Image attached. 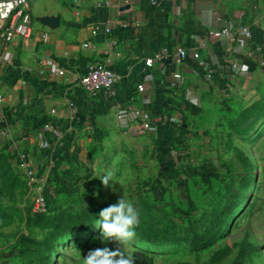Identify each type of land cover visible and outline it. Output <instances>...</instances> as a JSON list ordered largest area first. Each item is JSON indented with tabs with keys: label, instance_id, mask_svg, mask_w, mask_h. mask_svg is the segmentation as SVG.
I'll use <instances>...</instances> for the list:
<instances>
[{
	"label": "rangeland",
	"instance_id": "rangeland-1",
	"mask_svg": "<svg viewBox=\"0 0 264 264\" xmlns=\"http://www.w3.org/2000/svg\"><path fill=\"white\" fill-rule=\"evenodd\" d=\"M252 52L230 102L173 99L146 129L141 121L86 133L81 153L22 151L1 128L0 264H83L90 250L105 246L126 249L136 264H264V44ZM105 172L118 180L110 181L116 191L102 183ZM39 184L49 203L36 212ZM124 194L140 222L162 230L173 221L179 241L152 245L136 236L117 245L103 241L96 226L53 234L62 219Z\"/></svg>",
	"mask_w": 264,
	"mask_h": 264
},
{
	"label": "crops",
	"instance_id": "crops-1",
	"mask_svg": "<svg viewBox=\"0 0 264 264\" xmlns=\"http://www.w3.org/2000/svg\"><path fill=\"white\" fill-rule=\"evenodd\" d=\"M31 5L33 34L3 50L0 79V129L8 131L12 147L31 153H81L86 133L93 138L150 123L173 99L197 95L228 103L246 69L244 57L264 44V0H129L126 7L121 0H31ZM225 27L242 36L241 42L219 34ZM179 48L187 50L186 62H178ZM99 61L119 74L114 96L84 93L72 81V74ZM60 69L67 75H59ZM139 84L146 89L139 91Z\"/></svg>",
	"mask_w": 264,
	"mask_h": 264
},
{
	"label": "built area",
	"instance_id": "built-area-1",
	"mask_svg": "<svg viewBox=\"0 0 264 264\" xmlns=\"http://www.w3.org/2000/svg\"><path fill=\"white\" fill-rule=\"evenodd\" d=\"M123 6L129 4V0H121ZM0 79L1 69L3 65V50L14 42H20L23 39L30 37L34 31L35 20L32 12L31 0H0ZM107 33H110V29H105ZM250 29L245 28L244 33L250 36ZM219 34H225L231 36L235 42H241L242 36H233L232 31L225 27ZM238 54V51L236 52ZM193 58L199 60L200 54L195 52ZM188 60V52L185 48H179L178 50V62H186ZM146 64L151 66L153 64L152 59H147ZM61 76H66L67 71L60 69L58 72ZM177 77L180 75L177 74ZM72 81H74L84 93L91 95L105 94L108 96H114L116 92V86L119 81V74L115 67H113L107 61H99L92 63L88 66L86 72L82 74H72ZM137 89L143 91L146 89L144 84H139ZM3 93H0V101L3 99ZM73 106L74 104L71 103ZM80 114L74 110V118H79ZM90 128L91 125H86ZM138 128L141 130L148 128L147 123H142ZM49 203V194L42 185H38V193L35 198L34 209L36 212L46 211Z\"/></svg>",
	"mask_w": 264,
	"mask_h": 264
},
{
	"label": "clouds",
	"instance_id": "clouds-1",
	"mask_svg": "<svg viewBox=\"0 0 264 264\" xmlns=\"http://www.w3.org/2000/svg\"><path fill=\"white\" fill-rule=\"evenodd\" d=\"M105 173L106 175L100 176L102 183L116 191L114 185H110V181L118 180L113 173ZM93 224L100 229L103 241L123 245L136 237L140 212L134 202L124 194L117 202L103 208ZM83 258V264H136L134 254L119 246L96 248L90 250Z\"/></svg>",
	"mask_w": 264,
	"mask_h": 264
},
{
	"label": "trees",
	"instance_id": "trees-1",
	"mask_svg": "<svg viewBox=\"0 0 264 264\" xmlns=\"http://www.w3.org/2000/svg\"><path fill=\"white\" fill-rule=\"evenodd\" d=\"M241 156L246 160L247 157L241 154ZM102 208L93 209L86 214L81 215H70L61 220L60 224L53 232V234L62 236L69 233H80L91 226H95L93 224L95 219L99 216V212ZM228 212L226 210L217 214L216 218L213 220L212 227L214 232H217L220 227L221 220H225L227 218ZM137 237L147 243L152 245H163L168 243H176L179 241V236L177 233V229L175 227V223L173 221L169 222L166 228L159 230L157 229L152 222L150 221H141L139 226L136 229ZM184 264V263H178Z\"/></svg>",
	"mask_w": 264,
	"mask_h": 264
},
{
	"label": "water",
	"instance_id": "water-1",
	"mask_svg": "<svg viewBox=\"0 0 264 264\" xmlns=\"http://www.w3.org/2000/svg\"><path fill=\"white\" fill-rule=\"evenodd\" d=\"M126 7V6H125Z\"/></svg>",
	"mask_w": 264,
	"mask_h": 264
}]
</instances>
